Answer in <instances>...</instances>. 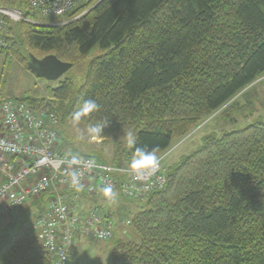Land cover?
I'll return each instance as SVG.
<instances>
[{
    "label": "trees",
    "instance_id": "obj_1",
    "mask_svg": "<svg viewBox=\"0 0 264 264\" xmlns=\"http://www.w3.org/2000/svg\"><path fill=\"white\" fill-rule=\"evenodd\" d=\"M0 1L24 16L43 17L27 0ZM82 10L59 26L24 22L17 38L16 22L8 23L0 54L29 42L71 62L73 52L104 49L90 61L79 90L71 79L52 89L55 99L70 96L59 108L73 121L84 100L97 102L99 109L79 121L108 122L100 138L132 132L136 146L160 156L174 138L222 113L264 76V0H89L65 16ZM18 99L58 116L43 98ZM115 146L121 163L95 150L84 155L126 166L134 149ZM165 173V186L137 202L127 220L135 239L117 241L107 264H264L263 117L206 133ZM30 223L24 222L29 231L0 238V264H52Z\"/></svg>",
    "mask_w": 264,
    "mask_h": 264
},
{
    "label": "built area",
    "instance_id": "obj_2",
    "mask_svg": "<svg viewBox=\"0 0 264 264\" xmlns=\"http://www.w3.org/2000/svg\"><path fill=\"white\" fill-rule=\"evenodd\" d=\"M27 1L43 16L63 17L89 0ZM6 10L0 7V50L6 44L4 33L8 29L4 19L21 17L19 10ZM73 156L82 163L70 165ZM163 157L158 156L159 168L155 174L139 179L126 170L128 167L63 151L56 113L18 98L3 99L0 103V219L9 217L31 200L47 196L48 209L33 218L30 227L38 248L50 254L52 264H68L77 233L90 240H107L113 236L116 226L114 220L96 208L76 213L77 205L71 203L77 197L76 190L93 195L111 184L114 192L124 198L143 202L166 184ZM89 161L95 165L91 169L86 166ZM73 170L80 175L79 187L71 182Z\"/></svg>",
    "mask_w": 264,
    "mask_h": 264
},
{
    "label": "rangeland",
    "instance_id": "obj_3",
    "mask_svg": "<svg viewBox=\"0 0 264 264\" xmlns=\"http://www.w3.org/2000/svg\"><path fill=\"white\" fill-rule=\"evenodd\" d=\"M0 3L2 4L1 1ZM0 7L5 8V10H19L5 5H0ZM20 13L21 17L19 19L13 20L10 17L4 19L5 24L16 22V25L14 26L16 38L19 30L24 31V22L39 26H59L76 19L73 17L68 19L66 18L67 16L60 18L40 17L36 16V14L34 17H29L24 16L22 11H20ZM19 21H21V25H19ZM18 52L19 56H23L26 59L25 61L23 60V57L21 58L22 62L15 56V53ZM68 52L69 50L64 54H67ZM104 52L105 50L101 49L99 46H94L84 56H76L73 52L72 56L75 55V58H71L72 67L59 79L51 81L37 77L26 67V63L29 60V53L41 58L48 52L34 48L29 42H25L21 47L20 45L18 46V51L16 49L8 52L7 55L0 54V100L6 98H22L26 96L30 98H43V105L55 108L58 116L63 120L61 123L59 122L60 145L61 148H63V151L84 155L89 154L91 150H95L98 151L97 153L103 155L108 162L121 163V160H115L118 158V156H116L117 147L115 145L118 142L121 146L124 145L125 147L127 144V132L123 131V133H118L116 136L104 139L100 137H90L87 132L88 127L91 125L89 121H73V119L63 116L60 112V102L63 101L69 104L70 96H66V99L57 97L55 99L52 92V89L60 85V82L65 79H71L73 81V91L79 90V88L85 83L86 69L90 61ZM251 85L252 86L247 89V94L245 93L240 97L237 95V100L222 113L215 114L214 117H209L208 121L206 120L207 122L200 123L183 137L174 138L171 148L168 151L161 153V155H164L162 160L164 167H169L171 164H174L182 154H187L193 151L201 143L202 137L206 133L212 131L220 133L224 129L237 128L250 122L255 117H263L264 119V108L262 106V99L264 97V76L256 79ZM74 94L75 96L73 98L76 97V93H73V95ZM128 163L125 167H128ZM76 192H78L77 197H73L71 203L77 205V210L79 208H84L85 211L87 209L89 211L96 208L102 215L114 220L116 226L113 236L110 239L90 240L84 238L81 243H78V247L74 249L68 264H94L96 261L107 264L112 259V252L117 241H129L132 237L135 239V232L130 224L128 226L127 220H130V214L137 210L138 203L125 199L118 192H115L117 195L114 201L99 191L93 195H87L83 193L81 189H77ZM94 195H98L103 199H96V201L91 200L87 203L83 201L85 198H91ZM47 198V196H42L31 200L22 209L12 212L9 217L0 219V238H9L12 234L17 232L18 229L25 228L29 231L28 226L25 227L26 225H24L25 220H32L36 216L44 214L48 209ZM76 213L82 214L83 212L78 210ZM76 236H78V233Z\"/></svg>",
    "mask_w": 264,
    "mask_h": 264
},
{
    "label": "clouds",
    "instance_id": "obj_4",
    "mask_svg": "<svg viewBox=\"0 0 264 264\" xmlns=\"http://www.w3.org/2000/svg\"><path fill=\"white\" fill-rule=\"evenodd\" d=\"M99 109V105L93 99L84 100L79 110L74 114V119L79 121L82 116H86L93 111ZM108 124V122L90 125L87 129L88 135L90 137H98L103 133L104 127ZM137 138L132 132L127 133V146L129 149H134L132 157L128 163V168L126 170H130L137 178L142 179L145 176H151L155 174V172L159 168V158L156 155L155 149H149L147 147H138ZM82 161L73 156L69 161L70 165L81 164ZM89 169L94 167L95 165L89 161L86 165ZM79 179L80 175L78 171L73 170L71 172V182L73 185L79 187ZM101 191L104 193L106 197H109L111 200L116 199V193L114 192L113 186L108 184L104 186Z\"/></svg>",
    "mask_w": 264,
    "mask_h": 264
},
{
    "label": "water",
    "instance_id": "obj_5",
    "mask_svg": "<svg viewBox=\"0 0 264 264\" xmlns=\"http://www.w3.org/2000/svg\"><path fill=\"white\" fill-rule=\"evenodd\" d=\"M27 65L29 70L37 77L51 81L59 79L72 67L71 62L62 61L53 54L38 58L31 53L29 54Z\"/></svg>",
    "mask_w": 264,
    "mask_h": 264
},
{
    "label": "crops",
    "instance_id": "obj_6",
    "mask_svg": "<svg viewBox=\"0 0 264 264\" xmlns=\"http://www.w3.org/2000/svg\"><path fill=\"white\" fill-rule=\"evenodd\" d=\"M60 144H61V139H60ZM100 198H102V197H99L98 195H94L91 198L90 197L89 198H85L83 201L87 203V202H90L91 200L96 201V199H100ZM78 210L83 212V213H87L88 212V209L85 211L84 208H82V209L79 208ZM82 240H84V237H82L80 235L76 237L75 244H74V249L78 247V243H81ZM73 252H74V250H73Z\"/></svg>",
    "mask_w": 264,
    "mask_h": 264
}]
</instances>
